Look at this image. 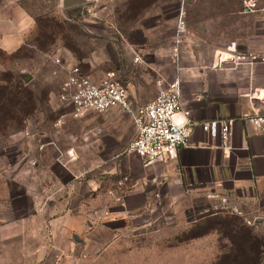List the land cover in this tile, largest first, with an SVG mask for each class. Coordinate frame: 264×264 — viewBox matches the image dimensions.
<instances>
[{"label": "crops", "instance_id": "1", "mask_svg": "<svg viewBox=\"0 0 264 264\" xmlns=\"http://www.w3.org/2000/svg\"><path fill=\"white\" fill-rule=\"evenodd\" d=\"M106 1L107 12L120 10V17H107L106 12L101 23L104 32L100 39L105 43L96 42L95 51L100 55L89 59L93 80L114 70L126 86L128 100L139 105L154 99L160 78L179 77L182 108L189 109L190 118L196 121L238 117L249 110L245 91L249 86H264V64L258 63L250 71L247 66L217 61L231 42L238 50L264 51V16H257V11L242 13V0ZM118 1L122 6L116 8ZM180 11L186 30L176 58L174 39ZM16 18L8 9L4 15L0 13V48L13 50L21 45L23 40L14 37ZM118 21L121 31L114 33ZM136 54L140 60H135ZM57 100L63 110L59 118L62 135L41 141L42 147H38L41 143L19 147L24 153L21 160L8 165L0 162L1 170L8 169L7 176L0 171V264H11L6 251L9 240L35 234L40 243L46 242L42 234L46 236L48 231L49 208L41 204L47 197L81 201L88 196L94 203L103 199L109 207V220L94 224L93 229L104 227L111 232L120 227L114 220L127 218L131 212L135 215L138 209L161 201L169 205L191 202L213 193L232 192L241 205H259L264 219V134L245 120L234 123L230 152L221 148L218 135L197 124L189 144L179 147L175 158L144 165L137 153L125 150L136 134L130 113L112 107L104 112L90 109L75 117L71 106ZM175 118L181 119V112ZM59 143L64 144L63 149ZM33 153L41 160L33 159ZM123 176L127 179L122 184L119 179ZM21 204L28 210L22 215L18 214ZM6 212L14 215L8 217ZM84 217L85 213L77 212L53 227L60 233L84 229ZM23 249L32 253L26 244ZM260 264H264V253Z\"/></svg>", "mask_w": 264, "mask_h": 264}, {"label": "rangeland", "instance_id": "2", "mask_svg": "<svg viewBox=\"0 0 264 264\" xmlns=\"http://www.w3.org/2000/svg\"><path fill=\"white\" fill-rule=\"evenodd\" d=\"M107 2L86 0L65 5L62 0H0V13L4 15L6 9L15 13L14 37L23 40L13 50L0 48V87L17 86L22 98L16 105L0 102V119L10 115L3 119L6 124L0 120L1 165L23 159L19 147L37 146L62 135L64 126L59 118L63 110L57 98L66 67L77 64L82 73L92 72L89 59L96 57V42L105 43L100 35ZM117 4L116 8L122 6L119 1ZM258 5L262 10L257 16H264V0H258ZM168 11L173 12L172 8ZM106 16L119 19L120 10ZM34 18H40L39 22ZM118 23L114 33L121 31ZM52 56H58L63 65ZM58 145L64 148L63 143ZM33 159L41 160L36 153ZM0 171L8 175L7 168ZM52 198H45L41 204L49 208L48 231L46 236L42 234L46 242L40 243L35 234L25 236L26 240L22 235L9 240L6 251L11 264H260L264 253V224L247 223L242 214L223 208L216 195L170 205L157 202L156 206L136 210L135 215L131 212L127 218L114 220L120 227L112 232L104 227L93 229L94 224L109 220L104 214L109 207L103 199L94 203L88 196L81 201ZM240 202L244 212L251 210L252 206ZM21 205L18 214L22 215L28 210ZM77 212L85 213L87 227L69 233L55 230L53 224H62ZM24 244L32 253L23 249Z\"/></svg>", "mask_w": 264, "mask_h": 264}, {"label": "built area", "instance_id": "3", "mask_svg": "<svg viewBox=\"0 0 264 264\" xmlns=\"http://www.w3.org/2000/svg\"><path fill=\"white\" fill-rule=\"evenodd\" d=\"M259 10L258 0H242V13H254ZM183 12L180 11L174 39V51L177 58L179 44L185 32ZM52 59L60 64L58 56ZM141 56L136 54L135 60ZM218 64L229 63L232 67L247 66L250 71L258 63L264 64V51L238 50L235 42L226 46L218 57ZM160 88L154 99L139 105L128 100L126 86L114 70H108L104 76L95 81L90 74L82 73L77 64L66 67V76L61 83L58 98L60 103L71 106L72 116L78 117L93 109L99 112L117 107L131 114L136 126V134L125 147L139 155L144 165L153 162H167L177 156L178 148L190 142V134L194 126L200 124L204 130L220 138V146L230 152L233 148V129L236 120L250 123L256 132L264 134V86H249L245 95L250 103L248 111L238 117H219L201 121L190 118V110L182 108L181 85L179 77L173 80H158ZM181 112L182 118H175ZM127 176L119 179L123 184ZM217 196L223 208L242 214L247 223L258 224L264 219L260 206L256 205L249 212L239 208L235 193L210 194ZM120 199V198H118ZM121 201V200H120ZM264 203V199H263ZM108 211L104 212L107 214ZM248 213V214H247Z\"/></svg>", "mask_w": 264, "mask_h": 264}, {"label": "trees", "instance_id": "4", "mask_svg": "<svg viewBox=\"0 0 264 264\" xmlns=\"http://www.w3.org/2000/svg\"><path fill=\"white\" fill-rule=\"evenodd\" d=\"M36 20V22L40 20V18H34ZM23 46V45H22ZM20 90H18L17 86L14 87V89L9 88L8 86H2L0 87V102H8V103H12V104H19L22 102V98L19 95ZM29 98H31V96L29 95ZM3 119H6L8 117H10V115H3ZM1 122L6 124V122L3 120Z\"/></svg>", "mask_w": 264, "mask_h": 264}, {"label": "water", "instance_id": "5", "mask_svg": "<svg viewBox=\"0 0 264 264\" xmlns=\"http://www.w3.org/2000/svg\"><path fill=\"white\" fill-rule=\"evenodd\" d=\"M65 5L78 4L85 2L86 0H62Z\"/></svg>", "mask_w": 264, "mask_h": 264}]
</instances>
